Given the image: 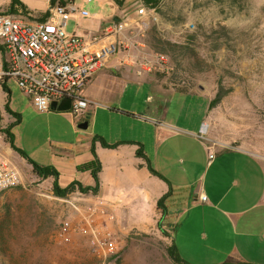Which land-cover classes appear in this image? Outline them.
<instances>
[{
    "label": "crops",
    "instance_id": "crops-1",
    "mask_svg": "<svg viewBox=\"0 0 264 264\" xmlns=\"http://www.w3.org/2000/svg\"><path fill=\"white\" fill-rule=\"evenodd\" d=\"M92 1L74 3L87 11L86 5ZM99 1L101 12L87 11L88 18L74 14L70 20L74 27L66 31L91 40L114 18L136 15L130 9L135 0H123L121 7L112 0ZM24 3L34 16L50 9V0L44 10ZM106 6L111 7L107 13ZM120 58L112 59L83 90V98L90 103L86 117L77 119L69 111L58 112L68 120L71 138L49 141L46 157H33L32 161L52 166L62 189L74 182L93 188L92 141L100 137L113 147L95 143L101 170L97 192L90 195L114 208L119 228L139 232L158 228L189 264H264V161L244 150L217 151L205 145L199 135L212 101L205 90L165 89L146 72L121 66ZM178 94L201 99L204 118L183 125L180 111L176 119L170 115L168 104ZM11 95L9 88L8 110L0 107V122L12 123L14 142L13 128L31 104L22 100L19 106ZM13 118L18 120L16 124ZM84 122H88L87 129H79ZM0 147V162L17 167L21 183L29 174L40 179L9 143H0ZM140 148L143 157L137 154ZM148 162L158 176L149 171ZM50 179L53 181L51 177L45 180ZM201 196L206 197L205 202ZM118 227L113 225L116 231Z\"/></svg>",
    "mask_w": 264,
    "mask_h": 264
},
{
    "label": "rangeland",
    "instance_id": "rangeland-1",
    "mask_svg": "<svg viewBox=\"0 0 264 264\" xmlns=\"http://www.w3.org/2000/svg\"><path fill=\"white\" fill-rule=\"evenodd\" d=\"M20 1L39 10L47 4ZM134 2L130 9L143 7L146 14L139 18L140 27L127 32L128 48L116 56L121 57L120 65L146 72L165 89L205 90L212 100H219L209 109L199 135L205 145L217 151L244 150L264 161V0H161L153 9L142 0ZM99 4L93 0L87 11L101 12ZM10 6L11 0H0V12L44 21L19 6L10 11ZM128 16L138 18L133 12ZM73 27L69 21L67 31ZM8 87L12 101L19 106L22 100L29 102L13 81ZM168 107L175 119L180 111L183 125L205 115L201 99L180 94ZM20 116L13 128L14 146L31 160L46 157L49 141L71 138L68 120L58 112L42 114L31 105ZM11 124L0 122V143L7 142L4 132ZM76 193L67 196L84 199L81 213L74 212L65 197L54 195L51 179L30 174L0 194V264H174L167 254L169 236L158 228L124 231L118 237L119 255L100 258L87 235L64 231V222L75 224L94 201L90 194Z\"/></svg>",
    "mask_w": 264,
    "mask_h": 264
},
{
    "label": "built area",
    "instance_id": "built-area-1",
    "mask_svg": "<svg viewBox=\"0 0 264 264\" xmlns=\"http://www.w3.org/2000/svg\"><path fill=\"white\" fill-rule=\"evenodd\" d=\"M63 2L58 0L49 9L44 21L0 12V107L4 110L9 102L8 82L13 81L39 113L51 112L52 103L70 100L69 112L77 119L86 117L90 103L83 98V90L96 74L110 66L121 48H128L127 32L140 27L139 18L146 14L140 7L136 10L138 18L126 14L118 22L112 20L95 38L84 40L77 34L68 33L66 28L74 14L80 13L87 18L89 13L76 7L74 0ZM203 127L204 124L200 132ZM209 157L214 158V154ZM20 184L18 168L0 162V194ZM76 194L81 195L79 191ZM83 200L80 196L64 198L76 213L82 212L79 204ZM200 200L205 202L206 197L201 196ZM86 209V214L75 224L65 221L64 231L87 235L100 258L119 255L118 237L124 234L125 228L118 227L114 208L102 198H96ZM113 225L118 227L117 231Z\"/></svg>",
    "mask_w": 264,
    "mask_h": 264
},
{
    "label": "trees",
    "instance_id": "trees-1",
    "mask_svg": "<svg viewBox=\"0 0 264 264\" xmlns=\"http://www.w3.org/2000/svg\"><path fill=\"white\" fill-rule=\"evenodd\" d=\"M58 0H50V8L53 7ZM61 3H64L63 0H59ZM113 2H115L119 7L122 6V1L123 0H112ZM161 0H142L143 5H145L147 8L153 9L156 8ZM15 6H19L25 14H31V12L29 11L28 7L23 4L20 0H11V10L10 11H14ZM48 12H45L44 14L41 15V20H45L48 16ZM219 100H212L210 103V108H213ZM6 109L8 110V107H6ZM18 122V120L14 123L16 124ZM13 125L9 126L6 130H5V135H6V139H7V143L10 144V146L17 152L19 153L24 159L27 160V162L32 166V171L33 173L40 179H48V178H52L53 179V193L56 197L59 198H64L67 195H69L71 192L74 191H79L82 194H96L97 189H98V185H99V179H98V173L101 170V164L97 159L96 153H95V143L96 142H100L101 145L103 147H113L108 145L102 138L100 137H94L93 141H92V154L95 158L94 163H92V176L96 182V186L93 188H89V187H84L82 186L80 183L78 182H74L71 185H69L68 187L62 189L59 184H58V172L52 167V166H40L37 163H35L34 161H32L31 159H29L26 154L21 151L18 150L15 146H14V142H13V135L11 134V129H12ZM138 156L143 157L141 148L138 151ZM148 169L149 171L153 174V175H157V173L154 171L153 168H151V166L149 165L148 162ZM162 208V200H159L158 202V209ZM162 233H164L162 231ZM167 254L169 256V258L171 259V261L174 264H189L186 261L182 260L175 247L173 245H171L168 249H167Z\"/></svg>",
    "mask_w": 264,
    "mask_h": 264
},
{
    "label": "water",
    "instance_id": "water-1",
    "mask_svg": "<svg viewBox=\"0 0 264 264\" xmlns=\"http://www.w3.org/2000/svg\"><path fill=\"white\" fill-rule=\"evenodd\" d=\"M114 22H118V18L113 19ZM71 101L63 100L60 104L52 103L51 110L53 112H68L70 111ZM88 127V122H84L78 125V128L81 130H86Z\"/></svg>",
    "mask_w": 264,
    "mask_h": 264
}]
</instances>
